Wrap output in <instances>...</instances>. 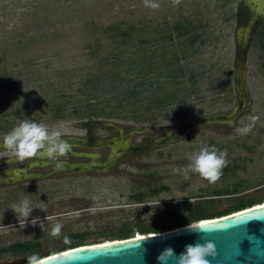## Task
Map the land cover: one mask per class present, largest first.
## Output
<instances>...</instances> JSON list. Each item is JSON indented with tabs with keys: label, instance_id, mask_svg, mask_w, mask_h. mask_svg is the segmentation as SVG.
<instances>
[{
	"label": "rangeland",
	"instance_id": "1",
	"mask_svg": "<svg viewBox=\"0 0 264 264\" xmlns=\"http://www.w3.org/2000/svg\"><path fill=\"white\" fill-rule=\"evenodd\" d=\"M157 2L160 8L153 10L144 0H0V138L25 119L62 137L82 135L85 119L78 109L97 103L108 114L114 106L106 92L132 64L144 67L136 83H145V91L118 117L93 123L109 126L107 131L96 126L100 137L114 129L126 133L114 152L124 144L147 148L123 158L107 175L53 176L18 185H4L18 175L1 172L25 168L26 162L0 164V249L38 244L28 255L0 254V264L27 263L33 254L41 257L75 242H111L125 228H132L134 237L139 224L157 229L183 221L197 202H211L204 207L208 214L240 201L264 204V20L253 27L248 47L239 40L236 49L238 0ZM156 50L178 62L182 72L163 74L162 64L146 68L152 58L160 63ZM236 58H245L248 104L230 120L238 103ZM57 105L64 118L55 119ZM252 116L258 117L253 131L238 134ZM181 126L188 132L157 146ZM204 145L227 152L229 163L214 185L198 174L185 179L173 171L186 167L188 156ZM6 158L13 157L0 149V161ZM25 197L36 208L24 226L9 207ZM56 223L63 225L60 238L50 234ZM79 234L86 236L78 240Z\"/></svg>",
	"mask_w": 264,
	"mask_h": 264
},
{
	"label": "water",
	"instance_id": "2",
	"mask_svg": "<svg viewBox=\"0 0 264 264\" xmlns=\"http://www.w3.org/2000/svg\"><path fill=\"white\" fill-rule=\"evenodd\" d=\"M238 4L247 7L251 14L247 25L236 30V44L239 45L241 40L242 48L246 49L253 27L257 21L264 20V0H238ZM244 61L245 58L235 60L238 103L228 116L230 120L237 119L248 104ZM213 219L197 225L202 227L193 231L188 225L196 224L191 223L161 233L141 235L140 239L118 240L106 245H80L40 258L42 264H159L157 256L167 247L180 254L188 244L210 240L217 249L216 258H209L211 264H264V206Z\"/></svg>",
	"mask_w": 264,
	"mask_h": 264
},
{
	"label": "clouds",
	"instance_id": "3",
	"mask_svg": "<svg viewBox=\"0 0 264 264\" xmlns=\"http://www.w3.org/2000/svg\"><path fill=\"white\" fill-rule=\"evenodd\" d=\"M181 0H172L173 5H178ZM144 5L150 9L160 8L157 0H144ZM250 123L238 128L240 135H248L253 131L258 117L249 118ZM2 147L9 157L15 158L20 163L26 160L40 157H47L55 162V170H62L63 165L57 161L58 157H66L72 151L71 144L62 137L60 131L49 130L43 123L32 120H23L18 126L14 127L5 136L0 138ZM189 163L182 169H174V172L182 173L185 179L189 178L190 173L198 174L209 184H216L223 175V169L228 165L227 152L221 151L217 147L204 145L196 152L188 156ZM192 203L194 201L191 200ZM11 208L17 215L19 221L23 219L24 226L27 218L31 215L34 208L32 202L27 197L17 203H13ZM38 218H34L31 223L35 225ZM202 226L188 225V229L193 231ZM63 225L56 223L51 229V236L60 238ZM147 239V238H146ZM145 239V240H146ZM65 244H70L68 236L63 237ZM217 256V249L214 242L205 240L204 243L196 242L188 244L180 254H177L172 247L165 248L158 256L159 264H211V259ZM27 264H42L41 258L33 254L26 258Z\"/></svg>",
	"mask_w": 264,
	"mask_h": 264
},
{
	"label": "trees",
	"instance_id": "4",
	"mask_svg": "<svg viewBox=\"0 0 264 264\" xmlns=\"http://www.w3.org/2000/svg\"><path fill=\"white\" fill-rule=\"evenodd\" d=\"M248 10L247 8H244L242 5L238 4L237 6V13L235 15L236 17V22H237V26L239 25V23L241 21H243L246 16H247ZM175 30H177V32L180 31L179 27L175 26ZM195 38H197V36L192 37L191 40L193 41ZM157 55V61L158 62H154L153 58L151 59V61L148 63V66H146V68L149 69H156L158 68L159 64H162V67L160 68V72H164L163 74H170V73H174L178 74L182 72V67L180 66V64L178 62H176V64L172 63V61H168L166 59V57L163 55V50H156V53L154 52V56ZM132 65V64H131ZM127 68L126 70H124V72H119L118 74L122 77H118L117 80L113 79L112 81V85H110L111 88H109L108 92H106V97H107V103L109 105L114 106L110 112H108V114H104L103 110H100L98 108V104L94 103V104H89L87 103L84 106H81L78 109V115L84 117L85 119V124H91L93 123L94 119L99 118V117H106V118H115L118 117L117 115H119V113L123 112V110H125L126 106H129L130 103L134 102L135 100L137 101V99L139 97H141V95L143 94V92L145 91V83H136V81L138 80L137 77L140 76V73L144 72V67L140 66L138 67L139 69H132ZM177 78V77H175ZM175 78H171L172 80H175ZM4 78L0 77V81H3ZM93 92H96L97 89H92ZM86 93V92H85ZM90 93V92H87ZM86 93V95H87ZM54 112H55V119H61L64 118L65 116L63 115V112L61 111L60 106H54ZM75 113V112H74ZM132 115L137 114L136 111L131 112ZM71 115V114H70ZM142 120V116H138V117H134V120ZM145 120V119H144ZM216 195H222L221 192H215ZM140 200V199H139ZM211 202H197L191 206H193V208L189 211V214L186 216V218L183 221H174L165 225L160 226L157 229H150L148 225L146 224H139L137 225L136 229L137 232L139 233L138 235H147V234H151V233H161V232H165V231H169L171 229H174L176 227H180L186 224H196V223H201V222H209L211 220H213V218H218V217H222L224 215L230 214V213H234L236 211H240L242 209H246V208H251V207H255V206H259L262 204H256L253 200H247V201H240L238 203H236L235 205H233L231 208L221 211V212H216V213H212V214H208L204 211V207L209 204ZM133 229L132 228H125L122 229L116 236V240L114 241H118V240H124V239H130V238H135L137 237V235H135L133 237ZM86 234H79L77 235V239L81 240L83 238H85ZM81 244L79 242H75L73 244H71L70 246H66L65 248L61 249H69L72 247H76V246H80ZM37 247L38 244H26V243H16L13 244L12 246L8 247V248H3L0 249V254L8 252L12 255H28L31 252V249L33 247ZM61 250H57L54 252H51L49 254L52 253H56L58 251ZM47 254V255H49ZM46 256V255H44ZM43 257V256H41Z\"/></svg>",
	"mask_w": 264,
	"mask_h": 264
},
{
	"label": "flooded vegetation",
	"instance_id": "5",
	"mask_svg": "<svg viewBox=\"0 0 264 264\" xmlns=\"http://www.w3.org/2000/svg\"><path fill=\"white\" fill-rule=\"evenodd\" d=\"M243 6V5H242ZM244 7V6H243ZM247 8V7H244ZM246 18L241 21L239 27H245L248 20L251 17L249 9ZM259 21H257L258 23ZM238 49V45H237ZM200 124V123H199ZM82 130L84 131L80 136H65L71 146L72 151L68 153L66 157H58L56 162L63 165L62 170H55V162L47 157L37 156L36 158L26 160L25 168L10 169L2 171V175L17 176L16 180L4 181V185H18L31 183L35 180H44L53 176H81L87 174L107 175L116 167L117 163L123 160L127 156H138L147 151L144 144L140 143L136 146L124 144V148L120 152H114L112 146L116 141H121L126 137V133L114 129L109 136L100 137L96 134V126L101 127L107 131V127L104 124L91 123L83 124ZM189 129V128H188ZM188 129L183 126L177 127L176 131L171 132L163 136L157 143V146H163L169 142H173L176 137L188 132ZM147 141V140H145ZM2 145V140H0ZM129 148V149H127ZM0 149H3L0 147ZM101 160L102 164L95 163L94 161ZM19 162L15 158H6L0 161V164H6L7 166L13 163ZM42 168L48 169L46 174L37 173V170Z\"/></svg>",
	"mask_w": 264,
	"mask_h": 264
},
{
	"label": "bare ground",
	"instance_id": "6",
	"mask_svg": "<svg viewBox=\"0 0 264 264\" xmlns=\"http://www.w3.org/2000/svg\"><path fill=\"white\" fill-rule=\"evenodd\" d=\"M259 206H264V204L263 205H259ZM259 206H255L254 208H259ZM205 223H207V222L196 223V226L197 225H201V224H205ZM140 238H141V235H137V237H135V239H140ZM112 242H116V241H111V242L101 243V244H105L106 245V244H110ZM101 244H95V245H101ZM44 258H46V257H44Z\"/></svg>",
	"mask_w": 264,
	"mask_h": 264
}]
</instances>
